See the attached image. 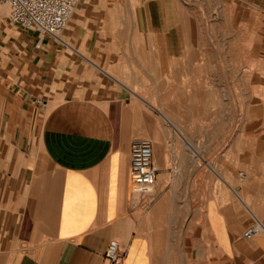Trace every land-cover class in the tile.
Wrapping results in <instances>:
<instances>
[{
  "label": "crops",
  "instance_id": "crops-1",
  "mask_svg": "<svg viewBox=\"0 0 264 264\" xmlns=\"http://www.w3.org/2000/svg\"><path fill=\"white\" fill-rule=\"evenodd\" d=\"M84 6L61 42L12 25L0 4V264H112L113 240L116 264H264V70L262 97L248 88L225 119L201 92L157 108L149 85L147 100L136 93L134 51L85 31L87 9L114 7ZM140 139L157 169L146 195L130 176Z\"/></svg>",
  "mask_w": 264,
  "mask_h": 264
},
{
  "label": "rangeland",
  "instance_id": "rangeland-1",
  "mask_svg": "<svg viewBox=\"0 0 264 264\" xmlns=\"http://www.w3.org/2000/svg\"><path fill=\"white\" fill-rule=\"evenodd\" d=\"M87 2L114 7L87 9L92 18L85 31L114 37L113 50L134 51L130 60L139 77L136 93L147 100L149 85L157 108L163 98L168 109L174 99L190 105L201 92L218 100L220 119H225L242 109L237 101L248 88L252 97H262V90L256 89L264 70L258 0H79L78 6L86 7ZM67 31L68 27L64 40ZM167 35L175 41L164 64L161 56L168 46L163 41ZM148 51L155 54L153 65L146 62ZM148 67L154 85L147 79Z\"/></svg>",
  "mask_w": 264,
  "mask_h": 264
},
{
  "label": "built area",
  "instance_id": "built-area-1",
  "mask_svg": "<svg viewBox=\"0 0 264 264\" xmlns=\"http://www.w3.org/2000/svg\"><path fill=\"white\" fill-rule=\"evenodd\" d=\"M79 0H0V4L9 7V21L39 37L51 36L64 42L62 34L67 29ZM41 103V100H38ZM152 142L136 140L131 149L130 176L136 193L146 195L154 191L157 169L153 161ZM263 230L259 224L253 225L245 237L251 238ZM124 256L122 245L113 240L108 245L105 258L112 264L118 263Z\"/></svg>",
  "mask_w": 264,
  "mask_h": 264
},
{
  "label": "bare ground",
  "instance_id": "bare-ground-1",
  "mask_svg": "<svg viewBox=\"0 0 264 264\" xmlns=\"http://www.w3.org/2000/svg\"><path fill=\"white\" fill-rule=\"evenodd\" d=\"M83 2V0H80V3H82ZM84 4V3H83ZM82 4V5H83ZM80 5V4H79ZM80 9V6H77V8H76V10L75 11H77V10H79ZM75 14V13H74ZM77 15V14H76ZM75 21H76V16L75 15H73L72 16V18H71V20H70V25H68V28H73V26H75Z\"/></svg>",
  "mask_w": 264,
  "mask_h": 264
}]
</instances>
